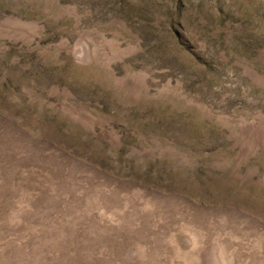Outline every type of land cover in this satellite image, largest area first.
I'll list each match as a JSON object with an SVG mask.
<instances>
[{
    "label": "rangeland",
    "instance_id": "obj_1",
    "mask_svg": "<svg viewBox=\"0 0 264 264\" xmlns=\"http://www.w3.org/2000/svg\"><path fill=\"white\" fill-rule=\"evenodd\" d=\"M0 264H264V0H0Z\"/></svg>",
    "mask_w": 264,
    "mask_h": 264
}]
</instances>
